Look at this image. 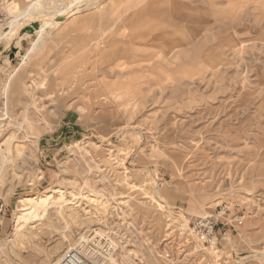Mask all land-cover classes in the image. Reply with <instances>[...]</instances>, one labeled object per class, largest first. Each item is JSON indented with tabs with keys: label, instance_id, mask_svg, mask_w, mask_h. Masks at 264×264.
<instances>
[{
	"label": "rangeland",
	"instance_id": "obj_1",
	"mask_svg": "<svg viewBox=\"0 0 264 264\" xmlns=\"http://www.w3.org/2000/svg\"><path fill=\"white\" fill-rule=\"evenodd\" d=\"M31 2L5 1L0 32ZM35 3L0 42V264H59L93 235L108 264H264V0ZM222 208L244 225L200 245L189 220Z\"/></svg>",
	"mask_w": 264,
	"mask_h": 264
},
{
	"label": "built area",
	"instance_id": "obj_2",
	"mask_svg": "<svg viewBox=\"0 0 264 264\" xmlns=\"http://www.w3.org/2000/svg\"><path fill=\"white\" fill-rule=\"evenodd\" d=\"M7 0H1L0 6ZM0 8V22L6 21V15L2 13ZM217 212V214H209L207 216H199L189 220L188 234H191L200 245L218 246L220 241L224 239L228 229L237 230L244 225V221L238 215L232 218H224L226 210ZM3 207L0 206V215ZM114 248L105 240L93 235L77 244V246L66 252L59 264H106L108 259L114 255ZM166 258H171V254L167 253Z\"/></svg>",
	"mask_w": 264,
	"mask_h": 264
},
{
	"label": "crops",
	"instance_id": "obj_3",
	"mask_svg": "<svg viewBox=\"0 0 264 264\" xmlns=\"http://www.w3.org/2000/svg\"><path fill=\"white\" fill-rule=\"evenodd\" d=\"M148 0H144V3L145 2H147ZM36 0H33V3L31 2V4H29L25 9H23V10H19V13H17V14H15V15H12V17L9 19V25L12 23V22H17V26H15L14 28H11V26H10V31L9 32H5L4 30H2L1 32H0V42L1 41H3V40H8V39H10L9 38V34H11V33H13L19 26H21L22 24H24L25 22H26V20H29L35 13L36 14H38L39 12H41L42 10V8L41 9H39L38 7H37V5H36ZM148 7V3H146V5H145V7H143L142 9H146ZM43 9H44V5H43ZM46 9V8H45ZM144 9V10H145ZM65 11H67L66 9L64 10V11H62V12H65ZM127 12V10L126 9H124V11H122L120 14H118L116 17H115V19H111V25H110V27H114V26H119V25H122V24H124L125 23V21L126 20H129V21H133L135 18H136V16H137V12H135V13H133V14H127L126 13ZM58 13H60V11L58 12V11H56V14H58ZM126 13V14H125ZM60 14H63V13H60ZM43 23V22H42ZM44 24V23H43ZM47 24H51V22L49 21ZM48 29V27H46V30ZM45 30V28H44V26L42 25V27H41V29L40 30H38L37 32H36V35H37V40L36 41H34L33 43H32V45H33V47H38V46H40V45H42V43L44 44L45 43V38L49 35L48 34V32H47V34L45 35V36H43V31ZM105 30L106 29H98L97 31H95L94 33H91V34H89L88 36H86L85 38H84V40H87L88 42H90L89 44H90V46L91 47H95L96 45H98V44H100V43H102L103 42V40H105L106 39V33H105ZM102 33H105V34H102ZM30 34H28V36H29ZM135 39H136V35H134V34H131V35H129V36H124V42H125V45H126V47H125V49L126 50H129L130 48H131V45H133L134 44V41H135ZM40 40V41H39ZM110 39L108 38V42L106 43V46H105V48H107V46H109V44H110V41H112V40H110ZM21 41V40H20ZM19 41V42H20ZM116 41L117 40H115V41H112V43L113 44H116ZM32 47V48H33ZM31 51H32V49H28L27 50V52H26V54L24 55V56H22L23 57V59H25V58H27L28 56H29V54L31 53ZM129 51H127L126 52V54L125 55H129V53H128ZM116 53V52H115ZM114 53V54H115ZM8 140V139H7Z\"/></svg>",
	"mask_w": 264,
	"mask_h": 264
},
{
	"label": "bare ground",
	"instance_id": "obj_4",
	"mask_svg": "<svg viewBox=\"0 0 264 264\" xmlns=\"http://www.w3.org/2000/svg\"><path fill=\"white\" fill-rule=\"evenodd\" d=\"M65 10V8L63 7V5H62V9H61V11H64ZM11 26L14 28L15 26H17V22H12L11 23ZM22 50V49H21ZM20 50V48H18V52H17V54H21L22 56H24L25 54H26V52H27V50L26 51H21ZM28 53V52H27ZM19 56V55H18ZM9 141V140H8ZM10 151V149L8 148L5 152H6V154H4V155H7V153ZM2 153V152H1ZM5 158L6 159H4V162L1 164L2 165V167H4V164H5V162L8 160V155L7 156H5ZM62 196V198H63V195H61ZM40 203L41 204H44L45 206L48 204V199H40ZM39 216H40V214L36 211V210H31V211H29L28 213H26V214H24V216L22 217V218H20L21 220H23L24 222H28V221H30V220H34V219H37V218H39ZM86 238V237H85ZM85 238H83L82 240H84ZM82 240H80L79 242H81ZM78 242V243H79ZM78 243H76L75 245H74V247H72L71 249H73V248H75L76 246H77V244ZM70 249V250H71ZM68 252V251H67ZM115 257V255H113L110 259H108V261H107V263L106 264H108V262L109 261H111L113 258ZM125 264H127V263H130V261L129 260H127V259H125V261H123Z\"/></svg>",
	"mask_w": 264,
	"mask_h": 264
}]
</instances>
